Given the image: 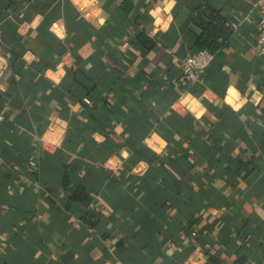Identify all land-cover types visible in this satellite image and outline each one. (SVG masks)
Instances as JSON below:
<instances>
[{
	"label": "crops",
	"instance_id": "crops-1",
	"mask_svg": "<svg viewBox=\"0 0 264 264\" xmlns=\"http://www.w3.org/2000/svg\"><path fill=\"white\" fill-rule=\"evenodd\" d=\"M263 1L0 0V264H264Z\"/></svg>",
	"mask_w": 264,
	"mask_h": 264
},
{
	"label": "trees",
	"instance_id": "trees-1",
	"mask_svg": "<svg viewBox=\"0 0 264 264\" xmlns=\"http://www.w3.org/2000/svg\"><path fill=\"white\" fill-rule=\"evenodd\" d=\"M125 3V7H131L130 4ZM192 23L200 29V34L195 40L197 52L200 50H208L212 53L220 48H226L229 44V37L231 33L230 24L215 10L209 6H198L194 9V17ZM139 41L146 49L151 48L155 43L153 40L140 36ZM196 52V53H197ZM84 221L93 226L95 222H88L87 218Z\"/></svg>",
	"mask_w": 264,
	"mask_h": 264
},
{
	"label": "built area",
	"instance_id": "built-area-1",
	"mask_svg": "<svg viewBox=\"0 0 264 264\" xmlns=\"http://www.w3.org/2000/svg\"><path fill=\"white\" fill-rule=\"evenodd\" d=\"M237 27L238 19H235L231 23V28L237 29ZM254 49L258 56H264V1L261 3L260 13L257 19ZM213 58L214 53L208 50H200L195 55L185 58L181 62V76L183 81L187 84L201 82ZM191 236H195V233L193 232Z\"/></svg>",
	"mask_w": 264,
	"mask_h": 264
},
{
	"label": "clouds",
	"instance_id": "clouds-1",
	"mask_svg": "<svg viewBox=\"0 0 264 264\" xmlns=\"http://www.w3.org/2000/svg\"><path fill=\"white\" fill-rule=\"evenodd\" d=\"M101 23H103V21H101ZM48 75L51 76L52 73L49 72ZM59 75H60V76H63V75H65V73L61 70V72L59 73ZM53 78L55 79V77H53ZM56 83H57V84L60 83L59 79H56ZM233 95H235V92H233ZM201 114H202V113H201ZM197 118H199V117H197ZM124 156H125V158H127L128 153H124Z\"/></svg>",
	"mask_w": 264,
	"mask_h": 264
}]
</instances>
